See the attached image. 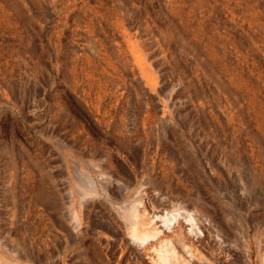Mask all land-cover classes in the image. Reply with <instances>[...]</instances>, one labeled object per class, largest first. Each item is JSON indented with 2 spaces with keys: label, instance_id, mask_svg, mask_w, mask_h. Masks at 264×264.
I'll return each mask as SVG.
<instances>
[{
  "label": "rangeland",
  "instance_id": "rangeland-1",
  "mask_svg": "<svg viewBox=\"0 0 264 264\" xmlns=\"http://www.w3.org/2000/svg\"><path fill=\"white\" fill-rule=\"evenodd\" d=\"M101 172L264 226V0H0V249L135 264Z\"/></svg>",
  "mask_w": 264,
  "mask_h": 264
},
{
  "label": "bare ground",
  "instance_id": "bare-ground-1",
  "mask_svg": "<svg viewBox=\"0 0 264 264\" xmlns=\"http://www.w3.org/2000/svg\"><path fill=\"white\" fill-rule=\"evenodd\" d=\"M96 165L95 163L93 166ZM106 174L98 173L96 178L87 175L88 185L91 183L90 189L84 188L86 191L82 198L90 195L102 198L104 195L118 201L120 196H125L126 204L123 203L124 206H120L117 211L121 220L116 216L122 232L119 235L113 234L110 238L124 245V255H132L131 259L135 264H264V226H259L251 235L249 228L243 224L244 221L236 218L235 212L231 214L217 197L207 198L201 193L183 197L179 192L158 190L151 185H138L139 182L137 184L133 178L120 182L113 178L115 176ZM98 183L102 186V194L98 191ZM243 190L235 191L234 195L238 197L245 194V188ZM60 192L56 189L54 194L60 198ZM78 194L80 195L79 192ZM110 205L112 207L111 203ZM70 221L71 226L65 221H61L59 226L66 230L68 243L74 245L80 226L75 209ZM55 259L46 256L44 264L62 263ZM118 262L122 264L123 259ZM33 263L28 255L13 254L0 249V264Z\"/></svg>",
  "mask_w": 264,
  "mask_h": 264
}]
</instances>
